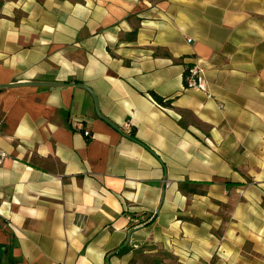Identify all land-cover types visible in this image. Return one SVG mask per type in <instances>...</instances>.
I'll list each match as a JSON object with an SVG mask.
<instances>
[{"label":"crops","instance_id":"1","mask_svg":"<svg viewBox=\"0 0 264 264\" xmlns=\"http://www.w3.org/2000/svg\"><path fill=\"white\" fill-rule=\"evenodd\" d=\"M0 121V264H264V0H0Z\"/></svg>","mask_w":264,"mask_h":264},{"label":"built area","instance_id":"2","mask_svg":"<svg viewBox=\"0 0 264 264\" xmlns=\"http://www.w3.org/2000/svg\"><path fill=\"white\" fill-rule=\"evenodd\" d=\"M184 86L186 88H194L205 92L207 91V82L202 67H200L198 64H193L186 69L184 73ZM129 126V124H125L126 128H129ZM83 134L86 137H90V131L88 130H84ZM4 155L5 153L0 151V158H2Z\"/></svg>","mask_w":264,"mask_h":264},{"label":"trees","instance_id":"3","mask_svg":"<svg viewBox=\"0 0 264 264\" xmlns=\"http://www.w3.org/2000/svg\"><path fill=\"white\" fill-rule=\"evenodd\" d=\"M153 95L155 96V98H156L160 103H164V102L162 101V98L159 97L157 94L153 93Z\"/></svg>","mask_w":264,"mask_h":264}]
</instances>
